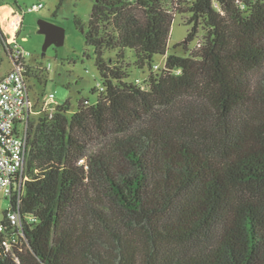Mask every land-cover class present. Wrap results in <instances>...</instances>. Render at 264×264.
<instances>
[{"label":"trees","instance_id":"1","mask_svg":"<svg viewBox=\"0 0 264 264\" xmlns=\"http://www.w3.org/2000/svg\"><path fill=\"white\" fill-rule=\"evenodd\" d=\"M178 15L182 55L167 53ZM75 23L104 90L29 120L0 221L18 212L20 239L8 250L0 231V264H264V1L96 0ZM128 51L145 83L128 80Z\"/></svg>","mask_w":264,"mask_h":264},{"label":"rangeland","instance_id":"2","mask_svg":"<svg viewBox=\"0 0 264 264\" xmlns=\"http://www.w3.org/2000/svg\"><path fill=\"white\" fill-rule=\"evenodd\" d=\"M95 2L96 0H0V7L6 3L10 4L22 15L21 32L16 36L19 45L30 54L26 59L27 65L31 68L27 74V82L30 97L36 102V109H40L42 103L52 93L55 95L52 105L63 104L67 100L70 102L71 111L69 114L77 111L78 103L82 99L87 100L91 105L96 102L98 92H93V89L102 85L103 79L96 67L94 49L86 44L83 32L75 23V19L78 18L85 28L88 27ZM37 3L43 4L39 11L30 12L27 10L28 7ZM5 9L7 10V8ZM2 15L1 9V27L9 39L13 40V36L8 33L9 29H5ZM41 19L65 31L64 44L62 46L51 45L44 55L42 48L46 37L44 33H39ZM184 20V16L178 15L172 22L167 53L179 55L185 53L184 47L179 44L187 36L190 26ZM195 42L190 44L191 48L195 46ZM104 57L108 61L115 60L116 52L105 50ZM153 61L163 67L166 56L155 55ZM11 63L10 55L0 51V79L11 68ZM121 64L124 66V70L130 73L129 81H135L137 78L144 83L147 81L149 70L137 68L133 51L125 53ZM42 113L40 112V114ZM40 114L33 116L32 120H37ZM102 145V139L98 138L90 145V152L97 150ZM7 207H10L9 198L0 192V221Z\"/></svg>","mask_w":264,"mask_h":264},{"label":"built area","instance_id":"3","mask_svg":"<svg viewBox=\"0 0 264 264\" xmlns=\"http://www.w3.org/2000/svg\"><path fill=\"white\" fill-rule=\"evenodd\" d=\"M42 3L28 7L30 12L39 11ZM9 41V40H8ZM9 43L13 45L10 57L11 68L0 79V192L10 197L16 187L21 186L23 181V169L28 148L29 120L33 116L43 113H51L55 110L54 94H50L42 103L40 109H36V102L30 97L29 85L25 74L26 59L29 52L15 44L14 39ZM156 71L164 68L159 64L154 65ZM139 84L144 83L139 78L135 80ZM98 89L104 90L103 85ZM84 159H82L83 162ZM11 229L7 230L0 224V231L5 232L3 245L12 250L20 237L14 233L15 227L21 226V216L18 212H7Z\"/></svg>","mask_w":264,"mask_h":264},{"label":"water","instance_id":"4","mask_svg":"<svg viewBox=\"0 0 264 264\" xmlns=\"http://www.w3.org/2000/svg\"><path fill=\"white\" fill-rule=\"evenodd\" d=\"M39 24V33H44L46 37L42 48L43 55L51 45L56 44L62 46L64 44V30L44 19H41Z\"/></svg>","mask_w":264,"mask_h":264},{"label":"crops","instance_id":"5","mask_svg":"<svg viewBox=\"0 0 264 264\" xmlns=\"http://www.w3.org/2000/svg\"><path fill=\"white\" fill-rule=\"evenodd\" d=\"M5 8H7V11H8V13H9V17H10V21L11 22H14V23H18L17 24V27L18 28H11V29H9V31H8V33L10 34V35H12L13 36V39H14V42H15V44L16 45H18V46H20L19 45V43H18V38H17V34L19 33V32H21V27H22V15L17 11V10H15L14 9V7L13 6H11L10 4H4V5H2L1 7H0V10L1 9H5ZM11 15V16H10ZM11 17H14V18H17V19H13V18H11ZM9 22V20H8V18L6 19V23H8ZM7 34V33H6ZM8 40H10L9 38H8ZM21 47V46H20ZM57 104H59V103H57ZM57 104H55V105H53V106H56Z\"/></svg>","mask_w":264,"mask_h":264},{"label":"bare ground","instance_id":"6","mask_svg":"<svg viewBox=\"0 0 264 264\" xmlns=\"http://www.w3.org/2000/svg\"><path fill=\"white\" fill-rule=\"evenodd\" d=\"M2 13H3V18H4V21L6 22V19L8 18V20H9V22L8 23H5L4 22V25H5V29L7 28V29H11V28H18L17 27V22L16 23H14V22H11L10 21V17H9V13H8V11L6 10V9H2ZM11 16V15H10ZM11 18H13L14 20L15 19H17V18H14V17H11Z\"/></svg>","mask_w":264,"mask_h":264}]
</instances>
